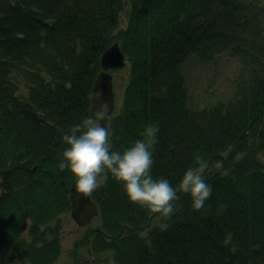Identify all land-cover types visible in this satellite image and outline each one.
<instances>
[{
    "label": "trees",
    "instance_id": "obj_1",
    "mask_svg": "<svg viewBox=\"0 0 264 264\" xmlns=\"http://www.w3.org/2000/svg\"><path fill=\"white\" fill-rule=\"evenodd\" d=\"M115 42L129 74L108 124L113 149L155 123L154 178L177 187L199 156L213 191L200 210L178 192L161 230L109 175L93 192L94 252L118 264H264V0H0V256L61 255L75 181L59 168L61 137L92 115ZM225 52L241 62L235 94L193 105L184 63Z\"/></svg>",
    "mask_w": 264,
    "mask_h": 264
},
{
    "label": "clouds",
    "instance_id": "obj_2",
    "mask_svg": "<svg viewBox=\"0 0 264 264\" xmlns=\"http://www.w3.org/2000/svg\"><path fill=\"white\" fill-rule=\"evenodd\" d=\"M102 94L98 93L100 99ZM109 119L108 104L102 101L94 114L69 128L61 139L65 147L59 162L61 171L69 170L75 180L78 193L85 197L104 185L109 175L123 184L130 202L147 209L159 221L161 230L169 228L175 213L177 194H190L193 210L204 207L212 195V187L205 182L206 162L196 157L197 166L189 167L177 187L166 178H154L153 151L160 128L149 124L140 133L141 139L123 150H114L110 131L102 122Z\"/></svg>",
    "mask_w": 264,
    "mask_h": 264
},
{
    "label": "rangeland",
    "instance_id": "obj_3",
    "mask_svg": "<svg viewBox=\"0 0 264 264\" xmlns=\"http://www.w3.org/2000/svg\"><path fill=\"white\" fill-rule=\"evenodd\" d=\"M127 21L128 11H124L121 14V26L125 27ZM240 68L239 58L229 52L207 62L195 55L190 56L183 65V71L187 76L192 104L201 107L230 99L236 92ZM110 72L113 75L117 108H120L128 80V66L124 69H112ZM63 219L62 253L55 264H118L111 251L95 253L93 250L95 235L92 230L100 225L98 217L87 227L79 226L71 212L65 214ZM27 234L28 231L25 232ZM13 252V247L4 250L0 256V264H30L24 258L13 257Z\"/></svg>",
    "mask_w": 264,
    "mask_h": 264
},
{
    "label": "water",
    "instance_id": "obj_4",
    "mask_svg": "<svg viewBox=\"0 0 264 264\" xmlns=\"http://www.w3.org/2000/svg\"><path fill=\"white\" fill-rule=\"evenodd\" d=\"M127 63L128 59L119 42H115L110 46L102 56L103 71L94 84L91 114H94L102 101H106L108 104L109 119L102 122L105 127L108 126L110 117L116 109V93L114 90L113 75L110 70L124 69ZM98 93L102 94L100 99L97 98ZM70 199L72 205L71 215L79 226L87 227L95 218L99 217L100 209L93 199V193L88 197L78 193L75 181L70 187Z\"/></svg>",
    "mask_w": 264,
    "mask_h": 264
}]
</instances>
